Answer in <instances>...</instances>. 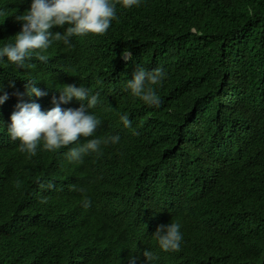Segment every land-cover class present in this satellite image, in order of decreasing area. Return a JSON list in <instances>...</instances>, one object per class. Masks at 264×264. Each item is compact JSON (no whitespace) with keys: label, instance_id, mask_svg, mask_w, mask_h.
Here are the masks:
<instances>
[{"label":"trees","instance_id":"obj_1","mask_svg":"<svg viewBox=\"0 0 264 264\" xmlns=\"http://www.w3.org/2000/svg\"><path fill=\"white\" fill-rule=\"evenodd\" d=\"M30 6L0 0V47ZM54 45L40 52L46 62L37 53L23 67L0 61V175L18 165L0 185V264H126L146 251L155 264H201L208 254L215 264H264V0H144L105 35ZM157 63L167 73L152 107L123 87L134 67ZM29 81L48 94L71 83L97 93L101 134L119 142L65 166L46 150L29 168L1 133ZM168 219L183 231L174 253L154 238Z\"/></svg>","mask_w":264,"mask_h":264},{"label":"clouds","instance_id":"obj_2","mask_svg":"<svg viewBox=\"0 0 264 264\" xmlns=\"http://www.w3.org/2000/svg\"><path fill=\"white\" fill-rule=\"evenodd\" d=\"M30 1V9L17 16L18 22L14 25L10 38L0 47V61L23 67L26 60H30L32 55L37 53L36 58L46 62L47 56L40 52L47 50L54 41H63L64 44L70 45L73 36H103L110 31L122 9L136 8L144 2V0ZM123 55L126 60L130 58L129 51ZM166 73L164 65L159 63L149 67L136 66L131 70L123 89L148 106L158 107L162 101L159 89ZM36 84L35 81H29L25 85L26 96L19 97L8 109L12 114L11 120L8 119L10 141L18 140L16 145L22 153L36 155L37 150L43 147L47 151L61 150L60 154L63 158L67 155L68 162H80L90 153L98 152L103 145L119 142V136L87 139L101 126V121L89 111L98 103L97 93L92 94L91 90L83 85L75 83L65 85L62 90L54 92L55 97L61 101V106H55L45 112L41 110L40 105L48 107L52 104V94H48L42 87H36ZM0 91H3L2 86ZM73 98L81 102L78 109H61ZM6 99V94L0 96V106ZM121 120L125 127L131 126L126 114L121 116ZM81 137L86 138L87 142L80 144ZM49 187L52 185L49 184ZM89 205L90 201H85V207ZM154 238L158 250L165 253L179 251L183 242L181 224L176 219L158 223L154 229ZM144 256L145 258L139 261L133 258L130 264H143L145 260L155 264L151 252L146 251Z\"/></svg>","mask_w":264,"mask_h":264},{"label":"bare ground","instance_id":"obj_3","mask_svg":"<svg viewBox=\"0 0 264 264\" xmlns=\"http://www.w3.org/2000/svg\"><path fill=\"white\" fill-rule=\"evenodd\" d=\"M184 25H186V24H184ZM186 27H188V26H186ZM57 29H58V27H57ZM54 44H57V45H59V41L57 42H53L51 45H52V49L51 48H48L47 50H45V52L47 53V54H50V53H52V50H54V48H55V45ZM59 52H61V51H59ZM49 58H51V57H49ZM25 74H27L28 76H33V75H37L38 74V71H36V72H33V69L32 68H30L28 71H26L25 72ZM240 75H242V73H240ZM41 78V77H40ZM39 80V79H38ZM37 81V80H36ZM35 81V82H36ZM9 92H10V90H9ZM11 93H12V90H11ZM18 93V92H17ZM11 98H13V96H12V94H11ZM18 105V104H17ZM11 115L12 114H10L9 112L7 113V117L5 118V121H4V130H5V132L4 131H1V133L3 134V140L4 141H9L10 140V135H9V133H8V129H9V126H10V123H9V121H8V119L9 120H11L10 119V117H11ZM137 117H139V116H137ZM136 117V118H137ZM131 120V119H130ZM12 141H15V142H12V145H14V144H16L17 142H19L18 140H12ZM8 148H10V147H8V145H6V149L8 150ZM62 150H64V149H62ZM19 151H21V150H19ZM19 151H17V152H13L14 154H16V153H18ZM46 150H44L43 149V147H41L39 150H37V152H36V155H30V154H28L27 153V158H26V160L28 161V163H29V168L30 167H34L35 169H38V167H39V162L41 161V158L40 157H38L37 156V153H44ZM63 152H68V151H63ZM66 156V157H65ZM68 158H67V155H64V166H65V163H66V160H67ZM79 164H81V163H78V165ZM14 168H18V165H15L13 168H9L8 170L6 169V173H4V171H3V174L2 175H0V185H4V184H6V183H9L10 181H12L13 180V178L17 175V173H12V170L14 169ZM85 168V170H86V175H90V169L88 168V167H84ZM206 172L208 173V170H206ZM216 172H218V171H216ZM1 173V172H0ZM83 173H85V171L83 172ZM219 174V173H218ZM9 175H11V179H9V181H7L6 179H7V177L9 176ZM204 177L206 178V179H208L207 177H206V175H204ZM84 179H86V177H85V175L84 174H82L81 175V177L78 179L79 181H83ZM209 180V179H208ZM210 182V181H209ZM13 189L14 188H9L6 192L7 193H13L12 191H13ZM79 191H80V193H82L83 194V196L81 195L80 196V198H81V200H83V201H86L85 199H84V190L85 189H78ZM75 195H77V192H75L73 195H71V197H69V200H70V202H69V204H72L73 206V210H75L76 209V207L78 206V203H75L74 202V200H71L72 198H74L73 196H75ZM77 199H78V197H76ZM79 200V199H78ZM82 202V201H81ZM69 209V211L71 212V210H70V208H68ZM79 211H81V216L83 215V211H82V205L80 206V209H79ZM75 220H76V218H74V219H72V221H73V225L75 226V228H76V231H77V234H79V235H82V233H83V226H82V224H77L76 222H75ZM81 220H78V222H80ZM101 232V229H99V232L97 233V235L99 234ZM249 235V234H248ZM96 237V236H95ZM93 238V240H92V242L93 243H96V242H98V239H96V238ZM107 240V239H106ZM204 254V253H203ZM247 255H248V253H247ZM211 256L208 254L207 256H206V258L201 262V264H215L216 263V261L217 260H213V259H211L210 258ZM247 259H245V261H246ZM60 262H64V264L66 263V264H71V263H69V262H67V261H64V259H61V261ZM241 263H243V262H240L239 264H241ZM223 264V263H222ZM257 264H258V262H257Z\"/></svg>","mask_w":264,"mask_h":264},{"label":"water","instance_id":"obj_4","mask_svg":"<svg viewBox=\"0 0 264 264\" xmlns=\"http://www.w3.org/2000/svg\"><path fill=\"white\" fill-rule=\"evenodd\" d=\"M92 94H94L95 92H92V91H90ZM19 98H17L16 100H18ZM20 104H22V102L20 101ZM40 105V104H39ZM55 106H61V101L57 98V97H55V95H54V92L52 93V104H50V105H48V107H45V106H42V105H40V107H41V110L42 111H45V112H47L48 110H50L51 108H53V107H55ZM81 106V102L80 101H77L75 98H73L72 100H70V101H68L63 107H61V109H63V110H68V109H73V110H75V109H78L79 107ZM93 115H95L98 119H99V117L96 115V113L94 112V110L93 109H90L89 110ZM100 120V119H99ZM102 137H104V135H102L101 134V130H100V126L97 128V130H96V132L93 134V136L92 137H89V138H87V139H93V138H102ZM87 139L86 138H83V137H81V139H80V141H79V143L81 144H83V143H86L87 142ZM17 147H18V145H16ZM41 146H42V143H41ZM40 146V147H41ZM62 149V148H61ZM61 150H57V151H53V152H57V153H61L60 152ZM66 157V156H65ZM138 261L139 260H143V259H140V258H136ZM133 260V258H130V259H128V261L126 262V264H130V262ZM137 264V263H136ZM143 264H150V262L149 261H146L145 260V262L143 263Z\"/></svg>","mask_w":264,"mask_h":264}]
</instances>
